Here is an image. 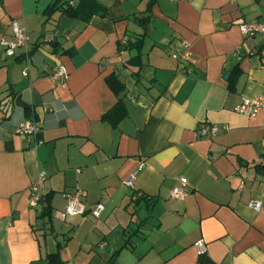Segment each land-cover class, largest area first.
Instances as JSON below:
<instances>
[{
    "label": "crops",
    "instance_id": "1",
    "mask_svg": "<svg viewBox=\"0 0 264 264\" xmlns=\"http://www.w3.org/2000/svg\"><path fill=\"white\" fill-rule=\"evenodd\" d=\"M54 1L0 0V264H199V241L213 264H264V110H235L264 95V33L239 28L264 22V0H97L89 22L48 19ZM12 20L29 34L13 58ZM28 120L40 132L23 139ZM76 190L88 213L63 219Z\"/></svg>",
    "mask_w": 264,
    "mask_h": 264
},
{
    "label": "built area",
    "instance_id": "2",
    "mask_svg": "<svg viewBox=\"0 0 264 264\" xmlns=\"http://www.w3.org/2000/svg\"><path fill=\"white\" fill-rule=\"evenodd\" d=\"M12 39L6 40L3 42V47L6 55L8 57H15L17 51L26 48L29 46V34L27 29L22 26L17 20H12ZM240 31L242 34L249 38L254 39L258 34L264 33V22H243L239 25ZM122 44L127 46L129 44V40L125 37L122 40ZM185 46L187 48L190 47V44L186 43ZM175 59H179L177 55H173ZM187 57V56H185ZM189 71V70H188ZM53 79L57 83H63L68 79V72L64 66H60L58 71L53 75ZM236 112L242 115H246L249 117L256 116L261 110H264V95L253 98V99H243L242 102L236 107ZM264 127V126H263ZM40 132V126L34 120H28L22 122L17 130L16 134L23 139H28L30 137H35ZM199 133L204 137H215L218 133V128L214 125H208L207 123H203L199 128ZM42 144V142H39ZM143 167V164L140 166ZM47 178V174L45 172H41L39 174L38 180L31 187V199L36 205H42L44 200L43 188L44 182ZM125 185L129 188H133L134 183V175H131L127 180H125ZM187 179H181V185L175 187L170 195L171 198L177 201H182L187 195L188 191L186 189ZM67 204L65 210L61 212L60 216L65 219L69 216H84L88 213V206L83 201V191L76 190L67 195ZM250 208L255 210L256 212L261 211L262 202L261 201H252L249 204ZM105 211L104 204H97L91 211V214L94 218L99 219L103 212ZM198 248L200 249V254H204L205 245L202 241L197 243Z\"/></svg>",
    "mask_w": 264,
    "mask_h": 264
},
{
    "label": "trees",
    "instance_id": "3",
    "mask_svg": "<svg viewBox=\"0 0 264 264\" xmlns=\"http://www.w3.org/2000/svg\"><path fill=\"white\" fill-rule=\"evenodd\" d=\"M58 12L62 15H67L73 18H79L84 22H89L94 15L104 13L105 9L102 4L99 3L97 0H65L63 2L56 0L48 7V9L46 10V15L48 16V19H50L53 17L54 14ZM127 47L131 48L132 46L131 44H129ZM107 82L109 85L113 86V83L115 81L112 78H108ZM114 111L116 116H123L125 112L122 106L116 107ZM106 117L107 115L104 116V118ZM55 259L56 258L52 256L50 259L51 263L55 262ZM199 264L213 263L207 258V254L204 253L200 254Z\"/></svg>",
    "mask_w": 264,
    "mask_h": 264
},
{
    "label": "water",
    "instance_id": "4",
    "mask_svg": "<svg viewBox=\"0 0 264 264\" xmlns=\"http://www.w3.org/2000/svg\"><path fill=\"white\" fill-rule=\"evenodd\" d=\"M60 2H63L65 0H59ZM224 77L227 79L228 78V73H224ZM16 104L22 108H28V106L23 102L22 100V97L19 96L17 99H16Z\"/></svg>",
    "mask_w": 264,
    "mask_h": 264
}]
</instances>
